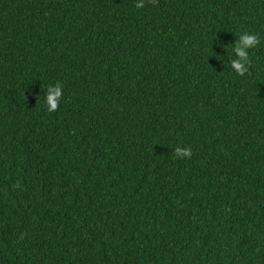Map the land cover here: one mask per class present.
<instances>
[{"label": "trees", "instance_id": "trees-1", "mask_svg": "<svg viewBox=\"0 0 264 264\" xmlns=\"http://www.w3.org/2000/svg\"><path fill=\"white\" fill-rule=\"evenodd\" d=\"M135 4L0 0V264H264V0Z\"/></svg>", "mask_w": 264, "mask_h": 264}, {"label": "clouds", "instance_id": "clouds-1", "mask_svg": "<svg viewBox=\"0 0 264 264\" xmlns=\"http://www.w3.org/2000/svg\"><path fill=\"white\" fill-rule=\"evenodd\" d=\"M135 6L137 8L143 7V0H136ZM258 38L255 34L244 33L239 37L237 44L239 47L235 46L233 50L236 53V58L232 60V70H234L237 74L242 75L247 71L248 59L246 58L247 53L245 49L254 48L258 44ZM236 44V45H237ZM49 93L46 100L49 105V111L55 110L57 104H53V95L59 96L61 94L59 85L54 87H49ZM177 156H189L190 149L187 148H176L175 149Z\"/></svg>", "mask_w": 264, "mask_h": 264}]
</instances>
